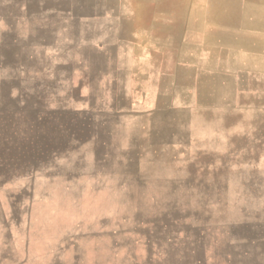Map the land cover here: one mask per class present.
<instances>
[{"label":"rangeland","instance_id":"obj_1","mask_svg":"<svg viewBox=\"0 0 264 264\" xmlns=\"http://www.w3.org/2000/svg\"><path fill=\"white\" fill-rule=\"evenodd\" d=\"M224 2L0 0V264H264V13Z\"/></svg>","mask_w":264,"mask_h":264},{"label":"crops","instance_id":"obj_2","mask_svg":"<svg viewBox=\"0 0 264 264\" xmlns=\"http://www.w3.org/2000/svg\"><path fill=\"white\" fill-rule=\"evenodd\" d=\"M228 3L224 2L226 6L235 7L236 10H233L237 13H248L253 11V8L259 9L258 12L264 13V0H226ZM240 8V10L238 9ZM233 11H230L233 13ZM242 22V18L239 19Z\"/></svg>","mask_w":264,"mask_h":264}]
</instances>
